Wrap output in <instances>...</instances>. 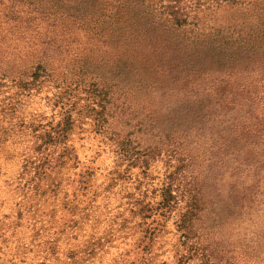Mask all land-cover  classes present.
Listing matches in <instances>:
<instances>
[{
	"label": "rangeland",
	"instance_id": "obj_1",
	"mask_svg": "<svg viewBox=\"0 0 264 264\" xmlns=\"http://www.w3.org/2000/svg\"><path fill=\"white\" fill-rule=\"evenodd\" d=\"M80 1L0 0V264H211L203 248L264 260V141L236 168L201 124L168 120L182 78L210 67L207 43L225 44L215 67L259 75L246 66L263 54L224 53L264 50V0H179L188 23L169 37L134 2ZM192 198L204 209L184 227Z\"/></svg>",
	"mask_w": 264,
	"mask_h": 264
},
{
	"label": "trees",
	"instance_id": "obj_2",
	"mask_svg": "<svg viewBox=\"0 0 264 264\" xmlns=\"http://www.w3.org/2000/svg\"><path fill=\"white\" fill-rule=\"evenodd\" d=\"M165 0H127L126 3L134 4L136 3L141 8L140 14L145 15L147 19V24H153L156 29H160L163 35L169 37L170 33L176 35V31L179 30L181 26H185L188 23L186 13L183 12L185 9L180 5L179 0H167V3L163 5ZM223 2L237 3L238 0H221ZM134 2V3H133ZM85 0H81L77 5V9L81 12ZM135 5V4H134ZM102 7V6H101ZM101 7L99 11L101 10ZM134 7H137L136 5ZM189 8V7H187ZM117 9L122 12L121 6H117ZM127 14V13H126ZM169 15L173 18L170 19ZM137 26V25H136ZM145 26V25H144ZM142 27H138V31ZM198 38L191 40L195 42ZM178 43L181 44L179 41ZM217 43H207L206 48L211 50V62L210 67L202 66L199 67L201 75L187 74L182 78L183 84L186 86L184 96L181 100L176 101L168 110V120L174 128H181L185 133L190 135L195 134L193 129V124H201L199 136L203 137V140L211 139L213 144L219 145V149L224 152L225 156L231 157L235 163L239 164L236 168H239L243 164L240 163L241 148L246 145V143L256 144L255 139H261L264 141V64L259 63L250 67L252 71L258 72V76L254 75L252 78L254 81L247 83L243 81L245 75L248 74L245 64L241 61L227 60L224 66L215 67L214 62L223 53L221 50L224 48L225 44ZM239 43L237 52L227 51L224 55L230 57L237 56L242 53L244 55L250 56L252 61L256 60V56L264 55V50L259 47H254V49H247L248 47ZM252 56V57H251ZM243 65L244 70L235 71L238 65ZM42 69V65H38V69ZM193 70L198 71L193 67ZM255 74V73H254ZM34 79H38L40 74L37 72L33 73ZM258 77V78H257ZM231 80L233 81L235 87H231ZM230 81V83L228 82ZM238 81V83L236 82ZM254 84V85H253ZM3 86L2 80L0 78V91ZM228 92V93H227ZM261 109L257 111L258 115L253 117L252 113L256 109ZM106 122H109L108 119ZM253 120L255 122H253ZM143 125L142 123H139ZM203 124L206 125L203 127ZM188 126V127H187ZM101 128H105L104 131H110L107 128L111 127V132L118 136V131L120 129L117 126L113 127L112 124H100ZM199 130V129H198ZM121 133V131H120ZM196 135V134H195ZM118 139V138H117ZM169 142L173 140L176 142V138H169ZM120 144H123L126 149V153L139 152L140 155L147 154L149 148L146 149H129L131 141L122 138ZM157 151L161 149L158 148ZM174 151L175 149H173ZM171 149V148H170ZM169 149V150H170ZM162 150V149H161ZM134 154V153H133ZM239 156V157H238ZM249 156L254 159V163L259 162L261 155L254 153V151L249 153ZM239 159V161H237ZM188 209L186 215H184V227H188L192 223L194 224L197 218H200L199 212L204 209L198 205L197 200L192 198L187 204ZM167 207V205H163ZM185 238H188L185 235ZM202 256L210 259L211 264H222L221 261H217L215 256L211 253H206L208 249L203 248ZM205 253V254H204ZM226 264H240L238 261H226ZM248 264H264V260L255 259L251 260Z\"/></svg>",
	"mask_w": 264,
	"mask_h": 264
}]
</instances>
